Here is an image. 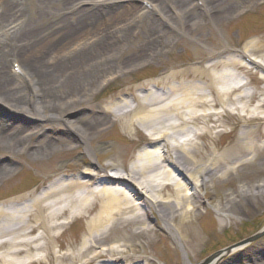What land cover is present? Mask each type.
Returning <instances> with one entry per match:
<instances>
[{"label": "bare ground", "instance_id": "obj_1", "mask_svg": "<svg viewBox=\"0 0 264 264\" xmlns=\"http://www.w3.org/2000/svg\"><path fill=\"white\" fill-rule=\"evenodd\" d=\"M23 1L1 0L0 4V52L16 40L21 58L27 56L20 69L16 63H12L11 71L0 64V103L14 113L36 119L37 125L25 129L0 119V150L11 155L30 154L38 160L68 158L75 151L82 160L54 169L42 190L0 205V264L43 260L73 264L81 258L82 264H91L103 257H110L107 264L119 263L118 259H123L119 264H131L123 257H139L136 247L143 251L150 247L158 229L175 241L188 235L189 245L199 247L205 237L184 226L193 212L199 215L200 207L206 209L202 191L216 176L223 181L249 180L257 179L260 173L258 169L247 172L248 167L242 166L254 168L253 161L263 154L264 36L245 44L240 53L210 50L208 60L200 65L173 70L165 80L139 86L141 94L95 104L101 91L114 81V74L94 75L103 67L110 70L111 61L122 49L121 41H129L131 35L128 25L120 28L118 40L109 29H101L108 13L121 7L107 6L110 0H65L73 10L53 25L58 26L55 31H22L16 28L27 2ZM232 1L228 6L227 0L177 1L174 10L179 29L194 35L203 18L222 26L264 7V0ZM50 2L36 0L40 9L37 19ZM150 8L172 21L160 6L151 3ZM10 18L16 20L9 27L2 26ZM82 27L83 32L101 30L103 35L91 34V43L77 44L61 59L45 61L49 50L75 38ZM149 32L151 37L159 34L153 23ZM9 38L12 40H5ZM32 50L38 52L32 54ZM161 52L157 47L143 49L123 59L122 64L129 69L145 55L158 57ZM248 66L263 76L258 77ZM240 73L247 79H241ZM23 85L31 88V100ZM225 115L238 117L241 128L234 141L221 147L219 139L227 133L222 120ZM252 121L255 125L250 124ZM43 122L51 126L46 128ZM119 127L131 138L139 136L136 153L101 140ZM98 157L101 162H96ZM13 172L9 165L0 164V180ZM260 195L264 196V179L256 185L242 184L238 192L219 200L213 208L220 218L230 221V207L239 197ZM79 222L86 227L84 236L64 241L68 228ZM131 227L134 232H130ZM116 233L118 238H112ZM217 262L215 258L208 264Z\"/></svg>", "mask_w": 264, "mask_h": 264}, {"label": "rangeland", "instance_id": "obj_2", "mask_svg": "<svg viewBox=\"0 0 264 264\" xmlns=\"http://www.w3.org/2000/svg\"><path fill=\"white\" fill-rule=\"evenodd\" d=\"M93 1L100 2L101 0ZM177 1L179 0H110L107 3L109 4L107 6L111 7L120 6L121 10L108 13L103 20L104 25L101 29H109L108 31L114 35L113 38L118 40L116 34L121 36L120 28L128 25L131 35H129V41L124 40L121 41V44L119 43L122 49L111 61L112 67L110 70L103 67L101 72L94 75L95 78H101L110 71L114 74V81L101 91L95 104L109 103L115 97L131 98L132 93L141 94L139 86L165 80L173 70L182 71L200 65L203 61L208 60L210 50L220 49L221 51L230 50V52L240 53V51H243L245 44L254 42L264 36V7L252 9L247 14H243L234 21L225 23L222 26L212 24L203 18L200 21L199 30L194 35L182 33L174 10ZM64 2L65 0H51L50 3L44 6L45 10L42 16L37 19L40 9L36 0H27L23 6V12L19 13L22 18H20V25L17 26L16 30H44L50 28V32L55 31L58 26L53 25L62 17L66 18L73 10L71 3L65 2L66 5H64ZM151 3L160 6L163 14L172 16V21L165 20L160 15L162 12L146 6ZM233 3L234 1L227 0L226 6ZM102 9H107V7L103 6ZM197 10L200 11V8H197ZM20 15H17L16 18ZM16 18L7 19L2 26L9 27ZM152 23L155 24L159 34L157 33L156 36L151 37L149 28ZM82 30L83 27L77 32L75 38H68L62 45L55 47L54 50H49V54L44 56L45 61L61 59V57L72 51L77 44L80 46L86 42L91 43V34L96 35L97 32L99 33L97 35H103L101 30L91 32L88 30L83 32ZM200 33L202 35H199ZM5 40L9 42L12 39ZM215 42H217V45ZM15 44L16 40L0 52V64L10 71L12 70V63L22 67L24 64L23 58L27 57L21 58L22 54L19 52L21 48L15 46ZM153 47L162 50L160 56L150 57L145 55V58L138 63L136 62L137 64L133 63L129 69L124 68L123 59L129 55H135L143 49L149 50ZM168 50H171V52H168ZM30 52L35 54L38 51L32 50ZM248 67L253 73L256 72L258 77L263 76L256 68ZM240 76L243 80L247 79L242 73H240ZM23 87H25V92L29 94V100H31L29 93L31 88L25 85ZM206 92L209 93V90L207 89ZM0 119L25 129L37 125L36 119L21 113H14L13 110L11 111L1 103ZM222 120L227 133L220 137L219 145L224 147L235 140L240 131L241 122L238 117L233 115H225ZM250 124L255 125V122L252 121ZM43 125L48 128L51 123L43 122ZM232 127L234 129L230 132ZM119 128L108 132L101 140L112 146L130 148L132 151L136 150V153L139 150V147L136 146L139 136L131 138L128 133L122 130V127ZM207 140L210 142V137ZM261 141H264V135H262ZM72 146L71 144L67 148ZM262 151L263 154L257 156L253 161L255 163L254 168L249 165L242 166L248 167L247 172H252L254 169L260 170L257 179L223 181L216 176L213 178L212 184L202 191L206 209L200 207L199 215L193 212L185 220L184 226L187 231L194 229L205 237L204 242L199 247L192 248L189 245L190 237L188 235L180 241H175L169 233L158 229L154 242L150 247H146L144 251L139 246L136 247L139 257L123 258L131 260V264H201L209 257H213L212 260L218 258L216 264H264V234L252 242L246 241L264 229V196L239 197L238 203L230 207V213L232 214L230 221L224 216L220 218L213 208L219 200L225 201L227 195L238 192L242 184L256 185L258 181L264 179V145ZM81 160V154L75 151L68 158L46 157L38 160L30 154L11 155L5 150H0V164L5 163L14 169L13 173L4 175V178L0 180V205L6 201L16 199L22 194L42 190L48 185L49 181L47 179L52 177L54 169L59 170L65 167L68 162L76 163ZM97 161L101 162V158H96ZM242 167L238 169L239 172ZM130 232H134L133 227L130 228ZM85 233L86 227L79 222L68 228L62 239L68 243L82 238ZM118 236L119 233H116L113 234L112 238H118ZM236 246L242 247L235 252H227ZM221 253V257H215ZM109 258L103 257L91 264H107ZM118 260L119 263L123 261V259ZM82 261V258L77 259L73 264H82ZM35 264H49V262L43 260L41 263Z\"/></svg>", "mask_w": 264, "mask_h": 264}, {"label": "water", "instance_id": "obj_3", "mask_svg": "<svg viewBox=\"0 0 264 264\" xmlns=\"http://www.w3.org/2000/svg\"><path fill=\"white\" fill-rule=\"evenodd\" d=\"M263 234H264V229L261 230V231H260L259 233H257L256 235H254V236L248 238L246 241H247V242H252V241L258 239L259 237H261ZM212 258H213V257H209V258H207V259H206L203 263H201V264H208V263L212 260Z\"/></svg>", "mask_w": 264, "mask_h": 264}]
</instances>
